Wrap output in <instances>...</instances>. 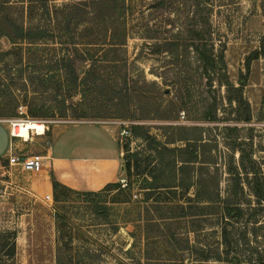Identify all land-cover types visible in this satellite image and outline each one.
<instances>
[{
  "label": "rangeland",
  "instance_id": "374dc122",
  "mask_svg": "<svg viewBox=\"0 0 264 264\" xmlns=\"http://www.w3.org/2000/svg\"><path fill=\"white\" fill-rule=\"evenodd\" d=\"M156 1L163 7L149 8ZM207 2L202 11L194 0H132L123 24L148 28L155 39L133 34L117 51L100 50L98 62L80 45L73 73L61 65L50 71L29 56L36 46L18 51L0 37L1 151L9 145L0 157V264H57V255L60 264H255L263 257L264 0ZM200 31L206 40L193 45L217 56L222 69H206L190 47L187 39ZM37 49L48 57L56 49L58 58L73 48ZM11 119L49 122L45 135L78 125L114 129L126 187L120 179L81 193L50 174L45 201V167L35 174L9 164L40 146L36 135L11 137Z\"/></svg>",
  "mask_w": 264,
  "mask_h": 264
},
{
  "label": "trees",
  "instance_id": "16d2710c",
  "mask_svg": "<svg viewBox=\"0 0 264 264\" xmlns=\"http://www.w3.org/2000/svg\"><path fill=\"white\" fill-rule=\"evenodd\" d=\"M132 0H65L56 3L55 0H0V37H6L11 41L14 50H19V45L27 44L35 52L30 53L41 64H47L48 70L61 65L70 69L73 73V61L81 57L83 46L85 49V58L89 57L98 62L101 57L99 51L114 52L119 47L126 44L133 34H142L141 38L149 40L155 39L149 33L152 31L148 28H127L123 23L126 21L128 3ZM196 7L202 11L209 10L207 0H194ZM153 5L163 7V2H155ZM131 6L129 7V9ZM132 8L130 9L131 12ZM132 15V14H131ZM131 30V31H129ZM205 42L202 31L193 33L187 41L190 47L194 49L199 58L203 61L204 67L212 70H220L222 66L217 63V56L206 50H199L198 45H193L194 41ZM162 45L177 46L176 42L162 40ZM44 44H59L72 46L71 53L64 49L65 54L56 57V49H52V55H42L38 46ZM63 50V49H62ZM9 53H2L1 56H7ZM11 54V53H10ZM107 55V54H106ZM80 56V57H78ZM217 58V59H216ZM54 64L52 65V62ZM63 63V64H62ZM67 64V65H66ZM72 65V68H71ZM8 64L5 63L4 69ZM1 70V72L4 71ZM3 72L2 74H4ZM2 76V75H1ZM0 76V85L5 77ZM119 79V78H118ZM207 117H210L207 115ZM128 157V158H127ZM125 158L127 168L129 165V156ZM7 258H12L14 254L8 253ZM1 259V257H0ZM57 264H60L59 257L56 258ZM255 264H264V255Z\"/></svg>",
  "mask_w": 264,
  "mask_h": 264
},
{
  "label": "crops",
  "instance_id": "0c3cea01",
  "mask_svg": "<svg viewBox=\"0 0 264 264\" xmlns=\"http://www.w3.org/2000/svg\"><path fill=\"white\" fill-rule=\"evenodd\" d=\"M37 137L40 146L36 153L47 157L45 174L40 176V185L46 195L51 196L53 192L50 174L70 190L81 193L101 192L121 179L122 149L114 129L78 125L57 134ZM62 149L68 152L63 153ZM1 150L0 157L7 155L9 145L5 151Z\"/></svg>",
  "mask_w": 264,
  "mask_h": 264
},
{
  "label": "built area",
  "instance_id": "2783aa9c",
  "mask_svg": "<svg viewBox=\"0 0 264 264\" xmlns=\"http://www.w3.org/2000/svg\"><path fill=\"white\" fill-rule=\"evenodd\" d=\"M21 108H19L20 110ZM20 121H25L24 119L23 120H19V119H11V120H8V125L10 127V136L11 137H14V138H18L17 137V133H16V129H17V126H18V123ZM44 125V131L42 132V135H36V136H43L46 134V132L49 131V122H45L43 123ZM123 125V128L121 129V131L119 132V136L120 137H124L126 135H128V132L127 130L125 129L126 128V124L125 123H122ZM30 135L31 137L33 136L32 135V129H30ZM47 163V157L41 153H33V154H30V155H17V156H11L9 158V164L10 165H15V166H19L22 171L26 172V173H40L45 165ZM120 186L122 188L126 187V182L125 180L121 179L120 180ZM44 200L45 201H49L51 200V196L50 195H46L44 197Z\"/></svg>",
  "mask_w": 264,
  "mask_h": 264
},
{
  "label": "bare ground",
  "instance_id": "6f19581e",
  "mask_svg": "<svg viewBox=\"0 0 264 264\" xmlns=\"http://www.w3.org/2000/svg\"><path fill=\"white\" fill-rule=\"evenodd\" d=\"M30 129H32V135H42L44 125L42 122L32 120L20 121L16 129L17 137L25 141L30 140Z\"/></svg>",
  "mask_w": 264,
  "mask_h": 264
}]
</instances>
